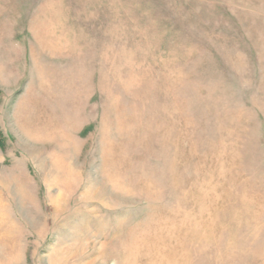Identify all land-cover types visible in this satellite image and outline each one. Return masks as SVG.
Listing matches in <instances>:
<instances>
[{"label": "rangeland", "instance_id": "rangeland-1", "mask_svg": "<svg viewBox=\"0 0 264 264\" xmlns=\"http://www.w3.org/2000/svg\"><path fill=\"white\" fill-rule=\"evenodd\" d=\"M0 264H264V0H0Z\"/></svg>", "mask_w": 264, "mask_h": 264}]
</instances>
